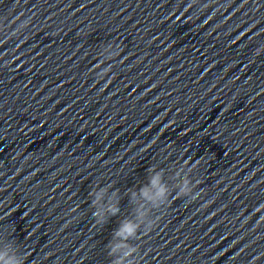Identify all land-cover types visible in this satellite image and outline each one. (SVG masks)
Wrapping results in <instances>:
<instances>
[{"label":"water","instance_id":"95a60500","mask_svg":"<svg viewBox=\"0 0 264 264\" xmlns=\"http://www.w3.org/2000/svg\"><path fill=\"white\" fill-rule=\"evenodd\" d=\"M136 259L138 264H264V159Z\"/></svg>","mask_w":264,"mask_h":264},{"label":"clouds","instance_id":"9594fccd","mask_svg":"<svg viewBox=\"0 0 264 264\" xmlns=\"http://www.w3.org/2000/svg\"><path fill=\"white\" fill-rule=\"evenodd\" d=\"M15 31L13 33H15ZM110 71H108L104 77L107 76ZM188 165L189 162L185 160L183 168L188 169L189 174H191V172L195 171L196 165L193 164L191 167ZM153 171H155V169H153ZM175 176L176 179L180 181V184L177 185L178 190L174 189L171 192L169 191L168 187L162 183V172L160 171H155V175L151 177L150 187L145 186L141 188L140 196L142 197L143 202L140 203L139 208L137 209L138 222L125 220L115 232V236L121 238V242L112 245L108 254L109 256H113L117 252L122 251V255L116 258L112 264H138L136 254L139 252V247L137 245H130L127 241L129 239H139L140 237L138 234L141 230H143L144 235H147L153 230L158 220V217L153 218V212L169 205V197L173 191H176L177 197H188L190 201H195L201 196L202 192L196 191L198 185L201 184L198 179L195 181L189 180L188 176H182V171L180 169L177 170ZM106 192L107 189H101L99 192L92 193L95 197L93 204H98ZM113 195L115 196V193ZM132 196L135 199L136 193H132ZM149 205L151 206L149 207ZM73 211H75V209H73ZM119 211L118 203L113 204L108 208V212L112 216L117 215ZM93 216L95 217L97 224L104 222V216L101 212H94ZM3 259L4 256L0 255V260ZM26 259L27 257L22 254V259L18 262L15 260H9L6 264H25Z\"/></svg>","mask_w":264,"mask_h":264}]
</instances>
